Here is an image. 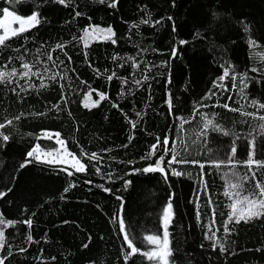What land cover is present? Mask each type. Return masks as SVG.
<instances>
[{
	"label": "trees",
	"instance_id": "trees-1",
	"mask_svg": "<svg viewBox=\"0 0 264 264\" xmlns=\"http://www.w3.org/2000/svg\"><path fill=\"white\" fill-rule=\"evenodd\" d=\"M109 2L71 0L65 7L54 0H0V16L4 8L24 16L41 13L38 26L0 46V71L22 73L21 63H29L38 73L0 83V123L5 124L0 133L9 136L7 143L0 137V191L6 192L0 216L16 222L4 229L0 258L7 257L5 264H125L122 249H130L114 218L122 214L138 247L150 251L154 246L143 238L162 235L161 217L171 198L172 264H264V217L233 219L230 232L224 231L233 202L225 192L236 191L229 182L241 185L242 196L264 182V167L254 164L250 172L244 164L252 150L249 141L254 159L264 161V121L258 118L264 109L251 105L264 103V0H117L116 7ZM96 26L111 27L115 35L86 37L85 47L84 30ZM229 65L230 75L220 81ZM41 77L46 87H40ZM97 92L108 99L92 107L100 99ZM205 119L222 130L205 129ZM44 131L59 132L87 171L35 158L21 168L34 146L57 147L54 138L38 139ZM165 136L176 142L177 159L199 163L173 164L183 175L169 169L167 180L160 172H133L164 155L161 148L144 159L157 137ZM234 145L237 153L229 163ZM91 153L97 158L89 159ZM213 161L224 163L216 167ZM29 219L31 226L23 223ZM210 224L211 240L205 238ZM129 264L155 262L136 254Z\"/></svg>",
	"mask_w": 264,
	"mask_h": 264
},
{
	"label": "snow or ice",
	"instance_id": "snow-or-ice-1",
	"mask_svg": "<svg viewBox=\"0 0 264 264\" xmlns=\"http://www.w3.org/2000/svg\"><path fill=\"white\" fill-rule=\"evenodd\" d=\"M55 3L61 4L65 7L69 6L71 3V0H54ZM101 3H104L105 0H100ZM117 0H110L109 2V7H116ZM77 16L81 15V13L77 12ZM213 15H216L215 13ZM3 19H0V29L3 30V34H0V46H5L6 42L12 38V37H17L25 32L30 31L32 28H35L41 23V13L37 11H33L30 15L28 16H21L19 14H16L14 11H10L8 8L3 9ZM169 20L172 19V17H168ZM142 23H148L147 20L142 21ZM156 23H159V21H156ZM14 25H18V27H15ZM93 32H103L105 33L104 39H111L112 36L115 35L111 27H108L107 29H100L98 27H93L92 28ZM173 31H175V26H173ZM245 31H247V26H245ZM84 37H81L82 40H84V46H88V42L86 37L89 35L88 29L84 30ZM113 43H115V40H112ZM179 44H185L187 41L185 40H180L178 42ZM255 42L254 41H249V46H253ZM57 48H63L64 46L62 44H58L56 46ZM172 55L175 57L177 55V49L173 48L172 49ZM11 59V58H10ZM22 59V58H21ZM51 54L48 55V60H52ZM70 59V58H69ZM35 65H30L29 63H21V68L25 69L24 72L18 73L16 69H13L10 73L0 71V83L4 82V80L9 77V76H15V75H20L22 77H29L30 75H38L37 72H33L32 68ZM135 66V65H134ZM230 65L224 67L223 75H221L218 79L220 81H223L226 77L230 75L229 69ZM47 71V69H46ZM252 71H257V69L253 68ZM113 76H115V73L112 75L108 76V80H112ZM52 79H55L53 76ZM144 79H148L147 76L144 77ZM233 80H236L237 77L233 76ZM8 82H11L9 80ZM171 81L169 80V83ZM244 80L241 78V83H243ZM137 84L140 83V81H136ZM219 87H224L223 84L218 85ZM246 86V85H245ZM40 87H46V85L43 83V78L41 77V84ZM63 87V86H62ZM24 89L22 88V91ZM227 90V89H225ZM95 89H92V92H95ZM97 95L99 96V100L94 101L92 103V107H96L99 105L100 101L108 99V96L104 92H97ZM91 98V92L85 94V100H89ZM210 98V96H206L205 99ZM61 99H64L62 96ZM169 104V110L170 114H172V101L169 99L168 101ZM251 105L258 107L259 109H264V103H260L259 101L252 100ZM85 108L89 107L88 103H84L83 105ZM115 106V105H114ZM206 106V105H201V107ZM57 109L59 108L58 105H55ZM225 108H228L229 106L227 104L224 105ZM232 111H238V109H229ZM194 111H199L198 108L194 109ZM23 115V114H21ZM36 115H44V113H37ZM139 115V113H138ZM245 115L249 116H255V113H245ZM261 121H264V115H261L258 117ZM16 120H19L20 117L17 116L15 117ZM182 119V118H181ZM187 120L182 119V124L187 123ZM6 123L8 125L12 124V120H7ZM132 123V127L135 128L136 124L134 122ZM212 126L215 130H222L219 128L218 125L213 124V121L210 119H205V129L208 128V126ZM5 124L0 123V128H4ZM261 129L264 130V123L260 125ZM228 133L225 132V135ZM0 137H2L3 141L7 143L9 140V136L5 135L3 133H0ZM40 138H45V139H55L56 143L61 145V148L65 153H67V149L64 148V140L61 139L60 133H49V132H44L42 137ZM130 140L132 137L129 138ZM175 141H170L168 136L161 138L157 137V143L153 144L151 146V151L148 154V156L144 157V159H150L152 155H154L157 151H159L161 148L163 149L164 155H160L158 159L153 164H148L146 167L142 169H133V172H143V173H155V172H160L164 175L165 180L168 179V170H171V174L175 176H181L183 173L180 171H177L175 168H172L171 166L173 164H182V163H199L197 161H186V160H180L177 159L178 153L175 150ZM171 144V147L169 145ZM249 146L252 149L249 152L248 159L244 161V164L248 167L249 171H252V166L255 164L260 167H264V161H259L254 159V148L255 145L252 141H249ZM126 147V145H125ZM60 152V149H53L51 151H41V148L39 145H36L33 147L31 151L27 153V159L20 165L21 168L26 167L28 164L32 163V159L35 158L36 160H42V162L52 164L54 162H60L59 160H54V159H49V157H54L55 153ZM237 153V149L235 145L231 149V155L228 158L229 163H233V158ZM69 156H71L72 161L74 162L72 164V167L74 168L75 172L77 173H83L87 171V165L85 163L81 162V159L78 158L76 155L67 153ZM171 154V159L165 160V157L167 155ZM81 155H85V153H81ZM97 158L96 153H91L89 156V159H95ZM67 163V161H63ZM216 167H219L220 164L224 163L221 161L220 163H217L215 161L212 162ZM201 169H203L205 166L203 164L199 165ZM64 171H67L66 169H63ZM96 171L99 173L100 169L97 168ZM68 175L71 176L73 175V172H68ZM204 173L202 171L201 176H203ZM253 180L256 179L255 173L253 172V175L251 177ZM243 179L247 180L248 177H244ZM85 183L91 184V181H85ZM125 186L131 183V181H124ZM75 185H69L70 187H74ZM98 187L102 188L104 191L108 192L110 189L104 188L103 185H98ZM228 187L236 190L234 192H225V195L229 196L230 199H232V204L230 205L232 211L229 213L228 216V221L225 222L224 225V231L226 233L230 232V229L228 228L227 224L228 222H231L233 219H235L236 223H239L241 220H244V222H248L249 220L255 218V219H260L264 217V182H257L255 187L257 191L251 193L250 195H241L240 191L238 189L241 187L239 183H231L229 182ZM69 188H65L64 191L65 193L69 191ZM11 191V189H9ZM6 195V192L0 191V198L4 197ZM63 198V197H62ZM117 199H120L117 197ZM209 205L212 204V201L209 200ZM199 207V205H197ZM121 210H123V204L121 205ZM174 213H173V206H172V201L171 198L169 199V203L165 206L163 209V215L161 217V222H162V235L159 233L153 234V235H146L143 239L146 241L147 245H153L154 247L152 250H142L140 247H138L136 243V239L133 237V235L126 230V225L124 218L121 215H118L114 219H118L119 225H120V232L123 234V239L127 245V249H130V251H125L122 249V252L124 253V261L125 264H129V261L136 255V254H141L147 258L148 261L155 262V264H172L171 262V257L173 256V249L171 247V241H170V233H169V226L172 222ZM197 219H200V213L197 212ZM15 221L12 220H5L2 216H0V225H3V227H0V248H3L5 244V231L4 229L7 228L8 226H11L15 224ZM23 223L31 226L32 221L31 219L23 221ZM211 224H215V212L213 211V219L211 221ZM211 224L209 226L208 232L205 233V238L206 239H213L215 237V232L212 231ZM210 233V234H209ZM28 241L32 242V237L31 235L28 236ZM216 244H219L220 251L223 253L226 251L225 246L221 244L219 241H216ZM216 244L213 245V248L215 249ZM84 247H88L87 244L84 245ZM21 251H25V249H21ZM257 251H260V249H257ZM11 254V253H10ZM7 257L0 258V264H5V260Z\"/></svg>",
	"mask_w": 264,
	"mask_h": 264
},
{
	"label": "rangeland",
	"instance_id": "rangeland-1",
	"mask_svg": "<svg viewBox=\"0 0 264 264\" xmlns=\"http://www.w3.org/2000/svg\"><path fill=\"white\" fill-rule=\"evenodd\" d=\"M11 11V10H10ZM17 14V13H16ZM20 15V14H19ZM21 16H24V15H21ZM26 16H28V15H26ZM25 16V17H26ZM4 17H3V14L0 16V19H3ZM15 27H18V25H14ZM96 27H98V26H96ZM93 28V27H92ZM92 28L90 29V28H88V31H89V35L87 36V38H88V40L89 39H99V38H103L104 37V35H105V33H103V32H93L92 31ZM98 28H100V29H107L106 27H98ZM0 34H3V30L2 29H0ZM85 35V34H84ZM100 35H102V37H100ZM44 132H49V133H56V132H53V131H44ZM43 132V133H44ZM35 147V146H34ZM41 148V147H40ZM64 148H66V145L64 144ZM33 149V148H32ZM31 149V150H32ZM55 149H60V152H58V153H55L54 154V157H49V159H54V160H59L60 162H54V163H62V164H65V165H68V166H70V167H72V164L74 163L73 161H72V159H71V156H69L67 153H71L67 148V153H65L64 151H63V149L61 148V145H59V144H57V147L55 148ZM30 150V151H31ZM51 150H53V149H43V148H41V151L43 152V151H51ZM72 154V153H71ZM67 161V163H65V162H63V161ZM42 161V160H41ZM73 168V167H72Z\"/></svg>",
	"mask_w": 264,
	"mask_h": 264
},
{
	"label": "bare ground",
	"instance_id": "bare-ground-1",
	"mask_svg": "<svg viewBox=\"0 0 264 264\" xmlns=\"http://www.w3.org/2000/svg\"><path fill=\"white\" fill-rule=\"evenodd\" d=\"M211 213V212H210ZM213 215V214H212ZM204 223V222H203ZM210 226V225H209Z\"/></svg>",
	"mask_w": 264,
	"mask_h": 264
}]
</instances>
